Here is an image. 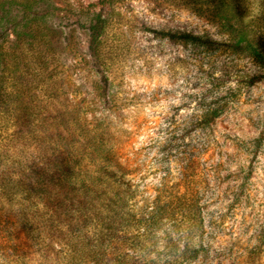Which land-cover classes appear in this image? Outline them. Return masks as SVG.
<instances>
[{"label": "rangeland", "instance_id": "1", "mask_svg": "<svg viewBox=\"0 0 264 264\" xmlns=\"http://www.w3.org/2000/svg\"><path fill=\"white\" fill-rule=\"evenodd\" d=\"M51 2L68 23L54 48L53 35L44 44L40 31H24L19 46L5 45L9 58L0 67V257L11 256L16 241L3 228L16 231L22 242L27 222L39 236L31 245L27 240L22 264H54L59 246L40 231L43 224L23 194L32 199L53 193L52 179L38 181L33 171L53 168L59 143L74 156L100 147L101 159L131 181L136 209L157 193L198 190L203 251L193 264H264L263 70L246 56L152 34L171 30L225 39L207 17L165 0ZM92 15L108 24L101 49L106 91L86 26ZM243 74L263 77L249 85L239 78ZM208 106L222 107V114L200 128L198 117ZM9 177L12 187L4 193ZM10 193L15 200L8 203L3 195ZM40 245L50 248L41 258L35 251Z\"/></svg>", "mask_w": 264, "mask_h": 264}, {"label": "trees", "instance_id": "2", "mask_svg": "<svg viewBox=\"0 0 264 264\" xmlns=\"http://www.w3.org/2000/svg\"><path fill=\"white\" fill-rule=\"evenodd\" d=\"M4 1L0 4L1 68L6 66L9 58L5 45L19 46L24 31L36 35L40 31L44 44L48 42L46 38L53 35L54 48L55 40L61 38L68 27L63 10L51 0ZM165 1L207 17L225 39L216 41L200 34L171 30H150L152 34L170 42L203 47L231 57L246 56L264 72V0ZM107 25L106 19L100 15H92L86 21L91 35L93 62L104 91L109 87V79L101 49ZM263 76L243 74L239 78L245 84L253 85ZM221 114L222 107L208 106L198 117L199 127H209ZM99 148L90 146L74 156L72 149L55 144L53 168L35 167L33 171L40 178L38 181H42L43 176L52 179L53 193H40L32 199L28 193L23 194V203L34 209V214L43 224L40 231L46 232L49 238L53 237V242L59 246L53 249L54 264L196 262L203 251L201 193L198 190L165 191L152 199L147 198L150 202L146 207L136 209V193L131 181L116 172L112 162L101 159ZM11 181L12 177L5 181L4 193L11 186ZM185 182L186 185L191 184L190 179ZM42 183L45 184L44 181ZM22 188L31 190L30 187ZM10 194L7 197L3 195L8 203L15 200L12 199L14 193ZM7 229L3 228L1 232L8 234L11 241H16L9 248L11 256L4 253L0 264H22L25 257L22 250L26 248L27 240L30 245L36 240L39 236L37 230L27 222L23 223L20 233L24 240L18 242V233L9 231V227ZM49 249V246L47 249L40 245L35 251L41 258L48 255Z\"/></svg>", "mask_w": 264, "mask_h": 264}]
</instances>
